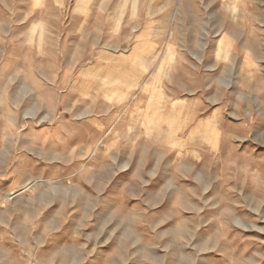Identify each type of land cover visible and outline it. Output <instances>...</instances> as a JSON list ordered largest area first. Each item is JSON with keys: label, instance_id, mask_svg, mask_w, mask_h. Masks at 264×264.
Listing matches in <instances>:
<instances>
[{"label": "rangeland", "instance_id": "rangeland-1", "mask_svg": "<svg viewBox=\"0 0 264 264\" xmlns=\"http://www.w3.org/2000/svg\"><path fill=\"white\" fill-rule=\"evenodd\" d=\"M0 264H264V0H0Z\"/></svg>", "mask_w": 264, "mask_h": 264}, {"label": "crops", "instance_id": "crops-1", "mask_svg": "<svg viewBox=\"0 0 264 264\" xmlns=\"http://www.w3.org/2000/svg\"><path fill=\"white\" fill-rule=\"evenodd\" d=\"M218 115H220L221 117H222V113H220V111L219 110H217L216 112H214V113H210V117L209 118H207V119H205L204 121L205 122H212V123H218V120L219 119H216L215 117H217ZM219 121H222V119L221 120H219Z\"/></svg>", "mask_w": 264, "mask_h": 264}]
</instances>
